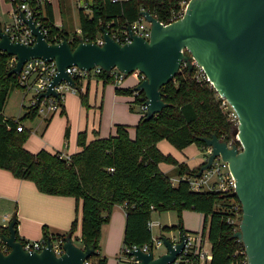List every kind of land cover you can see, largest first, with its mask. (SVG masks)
Here are the masks:
<instances>
[{
	"label": "trees",
	"instance_id": "trees-1",
	"mask_svg": "<svg viewBox=\"0 0 264 264\" xmlns=\"http://www.w3.org/2000/svg\"><path fill=\"white\" fill-rule=\"evenodd\" d=\"M26 1L34 4V0ZM183 1L187 0H90L89 11L79 10V32L72 35L55 26L49 1L39 7V18L49 29V41L59 42L66 37L75 47L80 40L94 41L101 33V27L110 31L133 23L142 10L149 11L161 22H167L173 13L181 11ZM10 59L11 56L0 53V168L11 172L15 178L31 181L43 194L72 197L77 204L69 232L49 235L44 226L42 240H64L67 235L73 236L80 219L81 246L95 248L88 261L90 264H106L107 258L98 253L101 230L109 222L116 205H126L123 247L151 244L152 233L148 223L153 212H177L179 224L165 227L164 231H184L182 212L193 211L203 216L202 229L207 232L211 244L210 264L235 262L233 255L238 243L232 238L226 217L228 205L232 200H238L216 191H193L185 181L172 185L170 176L159 167L161 164L172 165L179 177L190 173L186 165L159 150L157 144L162 140L177 150L191 144L203 148L205 144L198 138H209L215 134L227 143L233 141V145H239L233 136L236 126L222 112L220 100L209 82L195 78V68L191 72L187 67L181 69L175 79L161 89L163 101L168 106L149 120L142 116L135 126L134 138L130 137L129 127L125 125H115L113 134L107 137L95 134L91 141L81 133L78 136L80 150L66 160L58 151H28L25 143L31 131L25 128L17 132L14 119L4 116L3 107L9 93L18 87L16 78L8 75ZM96 78L103 83L113 81L106 72ZM74 81L81 103L86 107L88 88L82 92L80 80L74 78ZM116 92L131 94L129 89L117 88ZM143 97V93L135 95L136 103H143ZM60 113L65 115L64 110ZM37 116L36 110H31L20 117L19 122L23 124ZM68 138L67 126L65 139ZM7 232L5 227H0V234ZM17 240L24 242L18 235Z\"/></svg>",
	"mask_w": 264,
	"mask_h": 264
},
{
	"label": "water",
	"instance_id": "water-1",
	"mask_svg": "<svg viewBox=\"0 0 264 264\" xmlns=\"http://www.w3.org/2000/svg\"><path fill=\"white\" fill-rule=\"evenodd\" d=\"M140 15L150 24L148 40L127 26L131 42L120 45L101 27L102 45L80 40L73 47L66 37L48 43L35 20L20 12L35 41L29 46L12 42L0 26V53L16 58L8 75H18L31 59L55 61L57 73L39 98L58 97L54 87L62 81L78 91L65 71L71 66L86 71L99 66L108 75L116 68L126 77L139 71L145 79L132 91L144 95L146 120L168 106L161 89L175 79L183 64L189 72L193 62L198 64L212 88L237 114L239 123L233 136H238L240 149L215 134L198 138L211 148V154L196 176L216 157L228 163L236 188L227 197L236 198L242 206L240 230L232 238L241 239L247 264H264V0H189L182 17L168 25L149 11L142 10ZM15 226L13 218L5 227L7 234H0V264H83L95 253L93 247L77 245L71 235L63 240L61 256L53 252L50 238L40 252H27L17 240ZM159 238L166 250L162 255L153 257L151 251L137 248L129 257L139 264H170L182 251L184 237L174 247L168 238ZM1 244L7 247L6 253Z\"/></svg>",
	"mask_w": 264,
	"mask_h": 264
},
{
	"label": "crops",
	"instance_id": "crops-1",
	"mask_svg": "<svg viewBox=\"0 0 264 264\" xmlns=\"http://www.w3.org/2000/svg\"><path fill=\"white\" fill-rule=\"evenodd\" d=\"M48 1L52 6L55 26L62 28L69 34L63 19V10H68V1ZM78 9L77 12H79ZM11 10L12 5L9 3V9L6 11L8 18H10ZM4 24L0 19V25ZM76 32H79V26ZM79 80L82 92L86 87L88 88L87 106L85 107L81 103L78 91L68 90L61 105V110H64L65 115L58 112L43 117L35 129L28 125L27 121L23 122L24 127L31 131L25 143V148L28 151L36 153L44 149L51 153L58 151L65 156H71L80 150L78 145L79 134L85 133L86 140L91 141L96 137L95 134L101 138L113 134L115 125L128 126L129 135L134 138L135 126L143 116L140 108L134 112V106L138 103L135 101L132 89L138 84V80L132 76L131 79H125L120 87H116L113 81L103 83L101 79L96 77ZM117 88L129 89L131 94H118ZM9 98L3 107L4 116L8 118L24 116L27 112L24 108L26 104H24L23 98L18 109L25 110L24 113L21 114L20 111H17L16 115L5 112ZM67 126L69 127V138L65 139ZM157 146L160 150V142ZM164 147L167 148L168 146L165 145ZM183 150L187 152V155L182 159L160 151L171 155L179 163L186 165L189 171L199 170L204 164L203 148L191 144ZM159 167L170 177H178L174 166L161 164ZM76 205V200L72 197L43 194L37 190L31 181L15 178L11 172L0 168V227H6L15 218L17 220V235L21 240H42L44 226L49 235L67 234L76 215ZM125 215L124 207L116 205L109 222L102 227L98 253L107 258L106 264H118L120 259L125 260L120 255L123 246ZM78 216L80 218V209ZM199 217L203 222L202 214H199ZM202 228L203 226L197 231ZM183 229L189 231L184 226ZM80 237L79 219L77 230L72 236L73 241L79 246H81Z\"/></svg>",
	"mask_w": 264,
	"mask_h": 264
},
{
	"label": "built area",
	"instance_id": "built-area-1",
	"mask_svg": "<svg viewBox=\"0 0 264 264\" xmlns=\"http://www.w3.org/2000/svg\"><path fill=\"white\" fill-rule=\"evenodd\" d=\"M12 5V10L10 13V23H6L1 26L2 32L6 33L12 42H19L23 45L29 46L33 45L35 41V37L32 35L31 30L28 28L27 25L22 23L19 13L22 12L26 18L32 17L36 25L40 26V30L43 33L45 39L48 43L56 44L61 42L56 41H49L48 40V27L41 22L39 18V7L43 4V2L48 0H34V4L30 5L26 0H22V2H17V0H7ZM120 1V0H112V2ZM189 0L183 1V7L181 11L177 13H173L167 22H161L163 25H168L174 21L180 19L185 11ZM127 26L130 27V30L136 34L141 36L143 39L148 40L150 36V24L145 20L143 16L130 23L126 26L115 27L111 28L109 31L113 40H115L120 45H124L131 42V37L129 35V31ZM98 45L103 44L102 34L100 33L98 37L92 41ZM185 50H182L184 53ZM16 58L11 57L8 68L12 69L15 67ZM186 66L181 67V69H185ZM193 68H195V78L198 80L205 79L203 69L196 63L193 62ZM66 73L71 76L73 79H87L89 77H97L102 72H105L99 66H95L92 70L86 71L81 70L75 66H71L66 68ZM57 73V66L55 61H46L42 59H31L26 61L21 71L18 75H13L16 78L17 85L19 89L23 92V99L32 92V96L29 99V102L26 106H24L26 112H30L31 110H36L38 116L48 117L52 114L58 113L61 111L62 101L64 99V95L68 90H72L69 84L65 81H62L58 86H55L54 89L58 94V97L48 96V97H41L39 95L44 93L47 90L48 85L54 78ZM112 76L113 84L116 87H120L123 81L126 79L125 74L117 70L116 68L112 69L109 73ZM131 75H133L137 80L138 83L145 79V76L139 72L135 71ZM65 89L66 92L63 91ZM138 95L139 93H134ZM217 99L220 100V108L222 112L227 116V119L234 123V125L238 126V117L234 109L228 103V101L222 98L216 92ZM140 104V109L143 116L146 115L147 106L144 103ZM14 121L17 123V132H22L25 127L22 123L19 122V117L13 118ZM234 141L238 140V136H234ZM230 146L233 145V141L228 143ZM240 149V143L237 146ZM204 152V163L207 161L208 156L211 154L210 147H203ZM62 157L66 160L70 159V156H65L62 154ZM113 171L112 168L109 169ZM192 172V173H191ZM197 172L190 171V173L184 174L178 177H170V181L172 185L177 184L180 181H185L189 188L193 191H216L223 195H229L235 191V179L233 178L230 170L229 165L227 162L223 161L220 156L216 157L210 167L204 170L200 176H196ZM126 210V205H122ZM228 215L226 217V223L231 227L233 235L240 230V223L242 217V206L239 201L232 200L231 204L228 205ZM159 225L153 221H149L148 227L152 230L153 226ZM184 237V246L180 254L170 263V264H210L212 259V252H211V244L208 241L207 232H203V229L196 231V232H189V231H181L178 230L176 234H172L169 238L172 246L174 247L178 243L181 242V236ZM232 235V236H233ZM52 243V250L56 256H61L64 252L63 250V243L62 239L58 238H50ZM238 243V248L234 253V257L236 258L235 262L232 264H247V255L245 253L244 245L241 239L233 238ZM23 249L27 252H40L46 245V241L39 240V241H24ZM163 245L162 240L159 237H155L152 235L151 237V244H145L143 246H136L133 245L131 247H123L121 249L122 254L124 255L125 260H119V262H127L130 264H139L138 261H135L133 257H129V253L137 248H140L143 252L151 251L153 254V249L158 248ZM1 251L6 253L7 247L1 244ZM153 257L154 254H153ZM123 258V257H122ZM83 264H90L88 260H85Z\"/></svg>",
	"mask_w": 264,
	"mask_h": 264
},
{
	"label": "rangeland",
	"instance_id": "rangeland-1",
	"mask_svg": "<svg viewBox=\"0 0 264 264\" xmlns=\"http://www.w3.org/2000/svg\"><path fill=\"white\" fill-rule=\"evenodd\" d=\"M68 1V10H63L64 16L63 19L65 21V27L70 32L69 34L72 35L76 32L77 27L79 26V20H78V11L80 9H86L88 10V6L90 3V0H67ZM53 2H55L53 0ZM9 9V3L7 0H0V19L2 24L10 23L11 19L7 17L6 11ZM57 15L58 12H57ZM133 75H128L126 79H131ZM210 84V83H209ZM211 86V84H210ZM64 92L65 89H63ZM32 96V92H30L26 97L24 98L23 102L24 104H28L30 97ZM10 97V98H9ZM9 100L7 103V114H16L17 111H20L19 113H24L25 110H22L21 108L18 109V105L20 104L21 99L23 98V92L18 87H15L11 90L9 93ZM140 108V104L134 106V112H137ZM17 115V114H16ZM43 116H37L32 121H27V124L30 125L33 129L36 128V126L42 121ZM39 133V131H38ZM167 145L168 147H164ZM160 150L162 152L170 153L172 156H175L176 158L182 159L187 155V152L184 150H177L174 148L168 141L162 140L160 141ZM190 156V155H188ZM151 221L159 224L152 227L151 233L155 237L164 236L166 238H170L172 234H176L178 230H171V231H164L165 227H173L177 226L179 224V217L178 213L175 211H164V212H153L151 215ZM202 219H200L199 214L193 211H183L182 212V225L189 230L190 232H196L198 228H201L203 225ZM123 248V246H122ZM164 245L154 248L153 254L155 257H158L162 255L165 252ZM121 257L124 258V255L122 252L120 253Z\"/></svg>",
	"mask_w": 264,
	"mask_h": 264
}]
</instances>
